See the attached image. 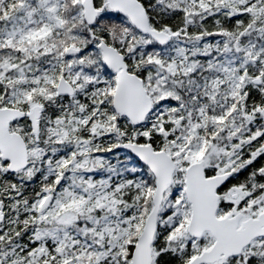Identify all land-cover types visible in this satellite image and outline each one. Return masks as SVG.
<instances>
[{
  "label": "snow or ice",
  "instance_id": "1",
  "mask_svg": "<svg viewBox=\"0 0 264 264\" xmlns=\"http://www.w3.org/2000/svg\"><path fill=\"white\" fill-rule=\"evenodd\" d=\"M0 264H264V0H0Z\"/></svg>",
  "mask_w": 264,
  "mask_h": 264
}]
</instances>
